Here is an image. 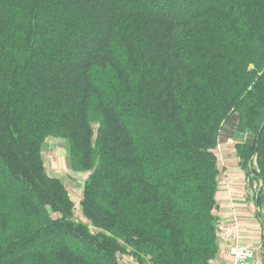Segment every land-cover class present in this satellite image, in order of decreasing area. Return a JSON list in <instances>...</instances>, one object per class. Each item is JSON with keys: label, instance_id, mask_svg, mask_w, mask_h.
Here are the masks:
<instances>
[{"label": "trees", "instance_id": "16d2710c", "mask_svg": "<svg viewBox=\"0 0 264 264\" xmlns=\"http://www.w3.org/2000/svg\"><path fill=\"white\" fill-rule=\"evenodd\" d=\"M231 117L262 198L264 0H0V264H209ZM48 136L89 171L86 224Z\"/></svg>", "mask_w": 264, "mask_h": 264}, {"label": "rangeland", "instance_id": "374dc122", "mask_svg": "<svg viewBox=\"0 0 264 264\" xmlns=\"http://www.w3.org/2000/svg\"><path fill=\"white\" fill-rule=\"evenodd\" d=\"M235 122H236V117H231L229 121L223 124L220 130V133H219L218 143L216 145V148H219V150L217 149L216 150L219 154L218 155L219 157H220V154H225L224 152H227V151H224L226 148L230 149L228 153H235L236 157L238 158V166H237L238 168L237 167L236 168L242 173L244 177V180H242L243 181L242 186L240 185L241 188H243L242 198H245L246 201L252 202V203H256L257 201L258 202L257 213L258 215H260V217L263 218L264 217V195L262 198H256L259 194V185L254 180L252 181L251 176L247 174L246 167L241 165L240 163V158L238 155V152L240 149L238 147L241 146V143H245L244 140H245L246 134L244 136L243 135L241 136V132H236ZM92 126H93V131L95 134L97 124H93ZM41 155H42L43 165H44L46 174L51 178H55L59 180L63 184L64 188L66 189L70 197V200L73 203V215H72L73 221L84 223V224L88 223V221L82 216L81 208H80V200L82 198V191H83L84 183L88 177L89 171L88 172L87 171H76L72 169L67 142L62 138L52 137V136L46 137L41 145ZM223 156H226V155H223ZM249 162L252 168L256 169L257 167L256 157L253 156ZM250 164H247V166ZM223 169L227 171V167H223ZM217 170H218V166H217ZM218 174H219V170H218ZM218 174H217V179H218ZM216 192H217V189H216ZM215 207H216V193H215ZM214 214H215V209H214ZM232 226H236L237 228L238 243L251 248L252 250H254V253H256L252 245L243 240L244 227H243L242 222L237 217L229 221L224 220L222 221L220 225H218V219H217L216 241H217V244H219V242L222 243L223 247L225 248L226 255L228 257L227 264H233L231 257L228 253V249H229V246L231 245V242L234 239L233 240L225 239L223 237V233L225 229L232 227ZM90 228L93 231H97L93 227H90ZM218 250H219V247L217 249L216 254L218 253ZM216 254L213 259H215ZM118 260L121 264H139L136 259H134L132 256L128 254L120 255ZM212 260H210L209 264L211 263ZM254 260H255V254L253 258L248 261V264H252ZM224 262L225 263L223 264H226V261ZM144 264H149L146 259L144 261ZM263 264H264V260H263Z\"/></svg>", "mask_w": 264, "mask_h": 264}, {"label": "crops", "instance_id": "0c3cea01", "mask_svg": "<svg viewBox=\"0 0 264 264\" xmlns=\"http://www.w3.org/2000/svg\"><path fill=\"white\" fill-rule=\"evenodd\" d=\"M216 149L219 150V148L214 149L219 170L215 207V214L218 216V225L224 220L229 221L237 217L244 227L243 240L250 243L256 252L255 260L252 264H263L264 252L261 249L262 226L256 215L257 207L255 203L248 202L245 198H242L243 188H241V186L244 177L237 169L238 158L235 153H228L230 150L229 148H226L224 151L227 152H224L225 154H220L219 157ZM223 167H227V171L223 169ZM262 220L264 222V217ZM218 247V253L210 264H223L225 263L224 261H226L227 264L228 257L223 244L219 242Z\"/></svg>", "mask_w": 264, "mask_h": 264}, {"label": "built area", "instance_id": "2783aa9c", "mask_svg": "<svg viewBox=\"0 0 264 264\" xmlns=\"http://www.w3.org/2000/svg\"><path fill=\"white\" fill-rule=\"evenodd\" d=\"M238 232L236 226L225 229L223 237L233 240L229 246L228 253L233 264H248V261L253 258L254 250L238 243Z\"/></svg>", "mask_w": 264, "mask_h": 264}, {"label": "water", "instance_id": "95a60500", "mask_svg": "<svg viewBox=\"0 0 264 264\" xmlns=\"http://www.w3.org/2000/svg\"><path fill=\"white\" fill-rule=\"evenodd\" d=\"M253 139H254V136L252 133H247L246 136H245V144H252L253 143Z\"/></svg>", "mask_w": 264, "mask_h": 264}]
</instances>
